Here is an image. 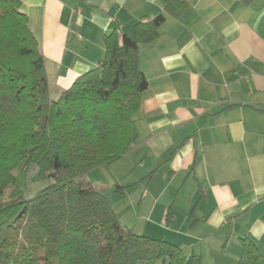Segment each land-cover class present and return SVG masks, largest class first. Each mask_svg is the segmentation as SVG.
<instances>
[{
	"label": "crops",
	"instance_id": "obj_1",
	"mask_svg": "<svg viewBox=\"0 0 264 264\" xmlns=\"http://www.w3.org/2000/svg\"><path fill=\"white\" fill-rule=\"evenodd\" d=\"M20 1L53 98L97 65L106 33L134 37L137 21L166 12L165 0ZM166 15L157 40H138L139 143L113 185L139 187L137 216L157 223L142 233L168 235L187 262L216 247L234 264L243 236L264 254V0H186Z\"/></svg>",
	"mask_w": 264,
	"mask_h": 264
},
{
	"label": "trees",
	"instance_id": "obj_2",
	"mask_svg": "<svg viewBox=\"0 0 264 264\" xmlns=\"http://www.w3.org/2000/svg\"><path fill=\"white\" fill-rule=\"evenodd\" d=\"M185 5L165 0L167 13ZM166 12L137 21L134 37L106 33L97 65L53 98L21 1L0 0V264L188 263L185 248L124 224L110 194L88 178L138 146L136 114L148 87L138 40H157ZM21 165L51 183L25 198L15 177ZM171 218L169 211L167 226ZM240 242L236 264H264L248 236Z\"/></svg>",
	"mask_w": 264,
	"mask_h": 264
},
{
	"label": "rangeland",
	"instance_id": "obj_3",
	"mask_svg": "<svg viewBox=\"0 0 264 264\" xmlns=\"http://www.w3.org/2000/svg\"><path fill=\"white\" fill-rule=\"evenodd\" d=\"M130 158H126V160H124L125 163H130L129 160ZM121 165H123V162H117L112 166H101L95 168L88 174V178L93 179L95 181V185L98 190L111 194V201L116 211L118 212L120 218H122V220L127 224L136 226L135 232H137L138 234H143L142 230H144L146 227H148L149 229L151 228V230H154L152 227L157 226L156 225L157 223L155 222L147 223V220L141 219L137 216V211H136L137 209L135 207V203L138 202L140 196L139 187L135 188L133 192H131V194H124V193L116 194L114 192L116 186L113 185L115 182L113 181L112 176H114V174H117L118 171L120 172L122 170ZM15 177H16V182L18 186L21 188L23 196L25 198H29L30 196L35 195L36 193H38L40 190H42L51 183L50 179L41 178L40 174L34 169L33 165H28L26 169H24L23 165L19 166L15 170ZM132 201L134 203H132ZM17 211L18 210H15L13 214H16ZM152 232H154V234L158 237H153V236L150 237L168 241L167 239L168 235L166 236L164 233L160 232L159 230ZM206 240L207 239L205 238L203 239L201 238L198 241L199 245H201L203 249L206 248L207 246ZM197 249L200 250L199 248ZM187 254L190 255V253ZM196 254L199 258L204 256L203 254H199V255L198 253ZM222 254L223 251H221L219 248L214 247L211 253H209V250L208 252H206V257L207 259L215 258L214 260H216L217 264H224V261L222 259L223 258ZM195 258L196 255L195 257H192V261L188 262L187 264H200L198 260L195 261V263L193 262V259ZM207 259L201 262V264H207L206 263Z\"/></svg>",
	"mask_w": 264,
	"mask_h": 264
}]
</instances>
